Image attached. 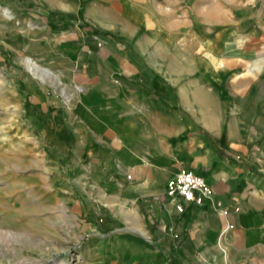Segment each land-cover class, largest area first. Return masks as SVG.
<instances>
[{
	"label": "crops",
	"instance_id": "0c3cea01",
	"mask_svg": "<svg viewBox=\"0 0 264 264\" xmlns=\"http://www.w3.org/2000/svg\"><path fill=\"white\" fill-rule=\"evenodd\" d=\"M205 11V0H0L1 42L43 66L27 60L41 79L21 84L42 134L120 214L152 223L109 235V264H264V87L249 97L244 72L225 70L230 43L207 36ZM179 170L210 196H167Z\"/></svg>",
	"mask_w": 264,
	"mask_h": 264
},
{
	"label": "rangeland",
	"instance_id": "374dc122",
	"mask_svg": "<svg viewBox=\"0 0 264 264\" xmlns=\"http://www.w3.org/2000/svg\"><path fill=\"white\" fill-rule=\"evenodd\" d=\"M205 7L200 17L211 24L207 36L222 32L228 40L224 68L244 72L240 82L251 97L264 87V80L253 79L254 70H264V0H205ZM4 17L0 35L10 25ZM15 17L21 23L22 16ZM232 48L245 55L235 64L225 52ZM27 60L43 75L42 64L0 40V264H109V235H138L152 223H142L129 206L120 214L108 192L96 190L86 175H75L70 154L42 134L39 102L22 92V82L38 87L41 79Z\"/></svg>",
	"mask_w": 264,
	"mask_h": 264
},
{
	"label": "built area",
	"instance_id": "2783aa9c",
	"mask_svg": "<svg viewBox=\"0 0 264 264\" xmlns=\"http://www.w3.org/2000/svg\"><path fill=\"white\" fill-rule=\"evenodd\" d=\"M164 192L169 197L197 204L210 196L211 188L201 176L189 170H179L165 182ZM176 209L181 210L180 206Z\"/></svg>",
	"mask_w": 264,
	"mask_h": 264
}]
</instances>
